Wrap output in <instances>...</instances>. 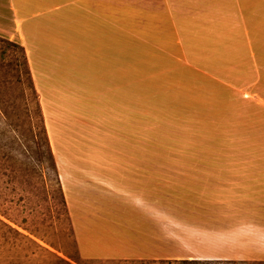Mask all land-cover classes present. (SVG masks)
<instances>
[{
    "label": "rangeland",
    "instance_id": "1",
    "mask_svg": "<svg viewBox=\"0 0 264 264\" xmlns=\"http://www.w3.org/2000/svg\"><path fill=\"white\" fill-rule=\"evenodd\" d=\"M113 2L111 25L78 23L77 7L66 32L39 24L51 52L69 46L56 83L79 87L47 102L33 78L46 132L0 36V219L21 233L0 225V264H264V0L248 38L208 40L182 39L147 1ZM77 214L99 236L144 232L158 259L85 257Z\"/></svg>",
    "mask_w": 264,
    "mask_h": 264
},
{
    "label": "crops",
    "instance_id": "2",
    "mask_svg": "<svg viewBox=\"0 0 264 264\" xmlns=\"http://www.w3.org/2000/svg\"><path fill=\"white\" fill-rule=\"evenodd\" d=\"M103 0H0V36L13 40L17 44L25 47L30 56L31 70L33 78L37 84L44 101L56 102L51 99L52 91L57 90L55 85L65 86L68 90V98L71 103L79 101V87L72 85V80L66 78L65 83H56L55 73L58 72L57 65L61 63V54L65 50L66 63H73L71 54L67 52L66 43L60 45L55 54L50 51L49 44L40 34L44 33L39 27L40 23L51 24L55 30L62 32L72 19L68 9L77 7L78 23H86L89 18L97 23L109 24L114 22L111 15L113 0H109V14L102 11ZM115 1V0H114ZM147 6L165 9L164 17L175 26H181V37L185 40L213 39L215 35L229 34L232 31H241L248 38L249 24H256L261 18V0H144ZM106 8V7H105ZM104 14V15H103ZM65 15V17H63ZM43 17L46 21H41ZM48 18V21H47ZM258 18V19H257ZM257 19V20H256ZM243 26V27H242ZM51 27V26H50ZM40 33V34H39ZM80 36V35H79ZM61 38L63 36L61 35ZM251 38H253L251 36ZM249 38V39H251ZM65 40V38H64ZM51 57L54 62L47 64ZM60 59L57 61L56 58ZM62 70V74H63ZM75 76V75H73ZM78 78V77H77ZM71 80V81H70ZM65 84V85H64ZM50 90L46 95L43 92ZM77 225L79 227V247L82 254L89 258L105 259H158L154 255H149L150 249L154 250V244H149V239L144 236V232L138 238L133 237L132 241H127L125 235L104 237L94 234L91 227L86 228V220L80 219L77 214ZM75 219V217H74ZM76 220V219H75ZM139 238L141 241H139ZM158 244V243H157ZM163 260V259H161Z\"/></svg>",
    "mask_w": 264,
    "mask_h": 264
},
{
    "label": "trees",
    "instance_id": "3",
    "mask_svg": "<svg viewBox=\"0 0 264 264\" xmlns=\"http://www.w3.org/2000/svg\"><path fill=\"white\" fill-rule=\"evenodd\" d=\"M8 44L12 47L18 48L22 52V61H21V67L16 70L19 73H21L24 77V81H22V90L24 94L32 98V102L35 104V109L38 113V117L41 122V126L44 132H46L45 125L44 124V118H43V113L41 110L40 102L38 99V92L35 87L34 79L32 76V71L30 68V64L26 55V50L25 47L22 45H19L15 42L8 41ZM4 54L0 53V75H1V70L4 69L7 65L5 64V59H4ZM22 68V70H21ZM2 85H0V91H1ZM0 114L3 116V118L7 119V112H6V105H2V102L0 101ZM0 225H3L5 227H8L11 231H14L15 233L21 235L17 230L13 229L11 226H9L7 223H5L3 220L0 219ZM27 238V237H26ZM58 262L60 264H70L69 262L65 261L64 259H61L58 257ZM135 264H234L231 262H215V261H203V260H189V259H163L160 261H145V262H134Z\"/></svg>",
    "mask_w": 264,
    "mask_h": 264
}]
</instances>
